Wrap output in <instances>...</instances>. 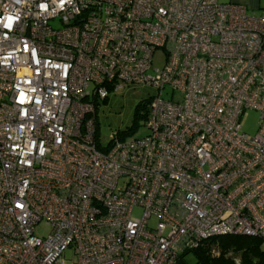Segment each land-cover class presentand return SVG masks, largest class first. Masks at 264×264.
I'll return each mask as SVG.
<instances>
[{"label": "built area", "instance_id": "obj_1", "mask_svg": "<svg viewBox=\"0 0 264 264\" xmlns=\"http://www.w3.org/2000/svg\"><path fill=\"white\" fill-rule=\"evenodd\" d=\"M136 83L147 134L101 147V103ZM226 234L264 240V10L0 0V264H176Z\"/></svg>", "mask_w": 264, "mask_h": 264}, {"label": "rangeland", "instance_id": "obj_2", "mask_svg": "<svg viewBox=\"0 0 264 264\" xmlns=\"http://www.w3.org/2000/svg\"><path fill=\"white\" fill-rule=\"evenodd\" d=\"M162 60L159 55H155L152 61V68H160ZM152 73V71H151ZM158 90L149 84L136 83L123 87L119 91L111 93L108 99L101 103L98 112V138L101 147L106 146L111 140V134L114 131H123L124 137H127V130L137 127L133 134L136 136H144L147 129L143 127L142 121L134 120L135 106L149 98L156 96ZM259 115L253 110H245L240 117L242 129L252 135L258 128ZM135 215H140L139 210L134 211ZM42 233L41 230L38 231ZM65 259L71 260L70 252L65 253ZM188 262L192 264L194 259L191 255L187 257Z\"/></svg>", "mask_w": 264, "mask_h": 264}, {"label": "trees", "instance_id": "obj_3", "mask_svg": "<svg viewBox=\"0 0 264 264\" xmlns=\"http://www.w3.org/2000/svg\"><path fill=\"white\" fill-rule=\"evenodd\" d=\"M148 101L135 106V121L145 120ZM136 128H130L127 134H133ZM189 255L194 259L192 264H264V240L234 234L213 236L203 240L196 248L180 253L176 264H190Z\"/></svg>", "mask_w": 264, "mask_h": 264}, {"label": "crops", "instance_id": "obj_4", "mask_svg": "<svg viewBox=\"0 0 264 264\" xmlns=\"http://www.w3.org/2000/svg\"><path fill=\"white\" fill-rule=\"evenodd\" d=\"M222 3L243 5L249 14L258 15L264 10V0H218Z\"/></svg>", "mask_w": 264, "mask_h": 264}]
</instances>
